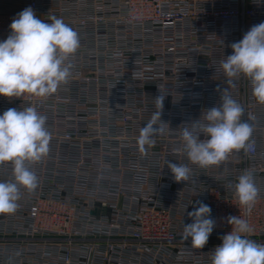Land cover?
<instances>
[{
	"label": "built area",
	"instance_id": "1",
	"mask_svg": "<svg viewBox=\"0 0 264 264\" xmlns=\"http://www.w3.org/2000/svg\"><path fill=\"white\" fill-rule=\"evenodd\" d=\"M29 6L45 22L62 18L81 45L69 83L53 95L0 96V114L36 107L52 133L48 155L32 166L37 189L22 190L18 209L0 214V264H211L230 215L247 219L250 238L264 243V104L243 76L230 88L220 67L231 43L264 22V0H0V40ZM100 83L105 105L90 106ZM222 88L254 130L246 150L201 168L173 149ZM161 91L169 125L142 154L137 137ZM167 161L187 164L189 181L176 182ZM245 170L260 189L250 212L234 195ZM11 178V165H0V181ZM199 201L216 227L204 248L191 249L181 236Z\"/></svg>",
	"mask_w": 264,
	"mask_h": 264
},
{
	"label": "clouds",
	"instance_id": "2",
	"mask_svg": "<svg viewBox=\"0 0 264 264\" xmlns=\"http://www.w3.org/2000/svg\"><path fill=\"white\" fill-rule=\"evenodd\" d=\"M50 20L37 17L31 6L13 18L9 35L0 40V96L19 98L29 94L47 98L69 83L80 35L62 18L52 16ZM230 47L232 53L220 61L227 85L235 88V80L245 77L252 95L264 104V22L251 26ZM219 91L218 105L204 110L202 118L185 123L182 144L173 149L201 168L218 166L233 151L246 150L254 130L249 120L242 121L245 109L229 88ZM165 96L161 91L155 98L157 111L140 128L137 145L142 154L155 144L158 135L165 133L163 125H169L161 120ZM51 138L47 116L36 107L8 108L0 114V165L10 164L12 174L11 179L0 181V214L18 209L22 190L32 193L37 189L39 178L32 166L48 155ZM167 167L176 182L189 181L192 169L187 164L167 161ZM259 194L253 173L245 170L234 185L239 205L250 212ZM197 203L198 207L187 213L192 222L183 224L181 236L183 241L191 238V249L204 248L216 227L211 207L202 201ZM226 220L232 230L220 237L222 243L211 252V264H264V243L250 238L253 228L248 220L240 215H230Z\"/></svg>",
	"mask_w": 264,
	"mask_h": 264
},
{
	"label": "rangeland",
	"instance_id": "3",
	"mask_svg": "<svg viewBox=\"0 0 264 264\" xmlns=\"http://www.w3.org/2000/svg\"><path fill=\"white\" fill-rule=\"evenodd\" d=\"M105 85H106V84H101V83L95 85V87H94V89H95V95H94V96L99 95V93H102V94H100L99 97H96V98H98V99H97L98 101H95V99H92V101L89 102V105H90V106H96V103H97V104L105 105L106 100H104V99H107V98H106L107 95L104 94V92H103L104 89L102 88V87H105ZM101 86H102V87H101ZM148 87H150V86H148ZM93 92H94V91H93ZM112 95H113V94H112ZM92 98H95V97H92ZM84 101H85V100H84ZM114 102L117 103L116 100H114Z\"/></svg>",
	"mask_w": 264,
	"mask_h": 264
}]
</instances>
